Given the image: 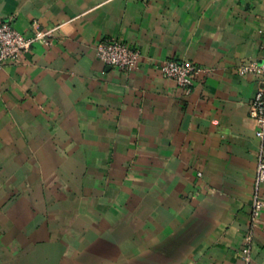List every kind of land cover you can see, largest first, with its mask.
I'll return each instance as SVG.
<instances>
[{
    "label": "crops",
    "instance_id": "0c3cea01",
    "mask_svg": "<svg viewBox=\"0 0 264 264\" xmlns=\"http://www.w3.org/2000/svg\"><path fill=\"white\" fill-rule=\"evenodd\" d=\"M0 20L67 23L0 64V264H244L263 83L238 66L264 57V0H0ZM104 39L138 65L99 60Z\"/></svg>",
    "mask_w": 264,
    "mask_h": 264
},
{
    "label": "built area",
    "instance_id": "2783aa9c",
    "mask_svg": "<svg viewBox=\"0 0 264 264\" xmlns=\"http://www.w3.org/2000/svg\"><path fill=\"white\" fill-rule=\"evenodd\" d=\"M67 23L58 24L49 29H41L34 23V31L27 36L17 30L11 21L0 20V64L7 61H17L21 54L30 49L36 42L51 45L56 32L65 28ZM96 56L111 67L125 71L134 69L140 59V50L121 40L104 39L97 43ZM164 76L176 82L180 87H190L194 84L200 67L187 60L167 59L161 65ZM240 75L253 74L263 85L257 90L250 106V118L257 126L256 136L261 141L257 155V167L254 180L253 199L250 211V222L244 236V244L240 251L244 264L253 263L254 230L258 225L260 215L264 210V198L261 186L264 184V57L261 61L243 62L238 66Z\"/></svg>",
    "mask_w": 264,
    "mask_h": 264
}]
</instances>
